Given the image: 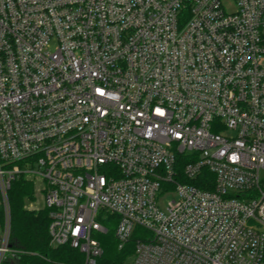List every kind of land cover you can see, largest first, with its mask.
Masks as SVG:
<instances>
[{
    "label": "built area",
    "instance_id": "obj_1",
    "mask_svg": "<svg viewBox=\"0 0 264 264\" xmlns=\"http://www.w3.org/2000/svg\"><path fill=\"white\" fill-rule=\"evenodd\" d=\"M232 2L0 0V264L17 178L84 264L137 227L110 264L264 263V0Z\"/></svg>",
    "mask_w": 264,
    "mask_h": 264
},
{
    "label": "trees",
    "instance_id": "obj_2",
    "mask_svg": "<svg viewBox=\"0 0 264 264\" xmlns=\"http://www.w3.org/2000/svg\"><path fill=\"white\" fill-rule=\"evenodd\" d=\"M191 160L190 154L180 153L176 158L179 170ZM213 173L203 169L197 181L193 183L201 188H212ZM210 182L205 184L206 182ZM207 185V186H205ZM10 207V246L15 250L13 257L1 264H84V255L68 243L58 246L49 244L47 208L37 210L27 207V202L34 199L32 182L17 178L8 190ZM0 211V221H1ZM137 227L129 243L123 250H118L113 237V230L100 236L103 254L95 264L120 263L121 259L132 252L137 239Z\"/></svg>",
    "mask_w": 264,
    "mask_h": 264
},
{
    "label": "rangeland",
    "instance_id": "obj_3",
    "mask_svg": "<svg viewBox=\"0 0 264 264\" xmlns=\"http://www.w3.org/2000/svg\"><path fill=\"white\" fill-rule=\"evenodd\" d=\"M224 4L226 6V9L228 11H234L235 10V5L233 4L232 0H223ZM173 193H166L164 195H162L160 197V203L161 205L163 203H165L168 199H170L172 197ZM27 207H29L30 209H40L43 208V201H42V197L41 194L34 192V199H32L31 201H28L27 203ZM264 264V263H263Z\"/></svg>",
    "mask_w": 264,
    "mask_h": 264
}]
</instances>
